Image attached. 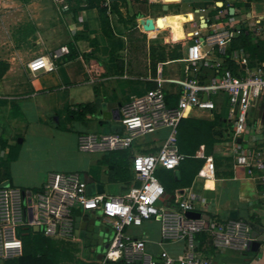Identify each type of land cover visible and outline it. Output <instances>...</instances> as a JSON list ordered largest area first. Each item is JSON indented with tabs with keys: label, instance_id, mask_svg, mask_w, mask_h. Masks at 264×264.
<instances>
[{
	"label": "crops",
	"instance_id": "0c3cea01",
	"mask_svg": "<svg viewBox=\"0 0 264 264\" xmlns=\"http://www.w3.org/2000/svg\"><path fill=\"white\" fill-rule=\"evenodd\" d=\"M160 1L167 6L175 3L178 13L156 15L145 7L146 3L159 4L161 11L165 12ZM160 1L147 0L137 4L130 0L120 1L117 9L126 22L124 25L110 10L109 0H106L107 26L103 31L97 10L87 9L73 14L70 10H63L64 5L69 9V0H0V65L7 67L0 78V162L9 148L20 145L17 159L9 164L8 186L19 189L24 199L41 191L48 176L54 173L78 174L82 181L84 175L87 176L94 185L103 188L102 194L94 192L93 195L122 196L132 186L139 185L132 170V159L135 155L156 154L169 134L167 128L137 137L127 150L84 152L77 147L78 136L91 133H80L73 125L87 126L95 121V116L104 113L109 118L108 126L99 127L93 134L121 133V107L144 96L152 90L151 87L155 89L158 79L162 80L165 97L177 99L180 87L175 82L185 78L187 48L184 38L187 32L201 28L203 24L206 27L201 29L208 30L213 25L220 27L225 21L231 24L233 17L234 27L240 28L241 34L248 35L253 47L250 54L242 47L230 50L232 41L227 45L228 62L237 66L235 76L244 77L247 71L264 67V0H240L244 8H236L238 0H222L221 7L217 6V0ZM230 8L234 10L232 15ZM134 15L137 18L132 21ZM147 18L159 19L153 31L145 32L139 25L140 19ZM171 30L177 32L172 34ZM165 32L167 35L163 34ZM63 46L69 52L72 49L77 56L69 58V53L54 60L56 69L53 72H41L36 76L29 73L26 64L30 60L48 56ZM93 50V61L97 66L91 61V72L82 55L91 54ZM235 51H242L246 56V66L234 61ZM210 53L198 75L203 83L215 74L211 67L215 61H220L223 68L229 70L226 57H219L215 49ZM173 55L176 59H172ZM210 99L214 102L213 110L190 109L184 118L212 120L217 115L223 121V125L215 128L216 143L212 153L206 156L212 159L214 176L204 180L196 175L192 184L178 193L177 201L190 190L206 202V209L199 205L195 210V213L208 217L207 221L201 220L203 227L195 233V251L202 259L211 264H264V186L258 183L257 173L249 176L246 169L234 167L232 153L234 143L241 146L247 143L250 151L262 147L264 160V96L254 102L248 114V127L255 135L234 141L226 96L219 93ZM90 103L95 106L92 115L82 122L69 120V111ZM114 107L118 109V119L111 115ZM121 151L128 152L126 159L130 172H124L123 181L118 182L113 180L116 173L108 172L107 166L100 161L105 153ZM204 164L205 161L201 168ZM91 194L90 191L87 195L93 196ZM166 197L168 199L163 198L162 205L174 209L177 201L173 196ZM73 213L74 229L76 218L95 215L111 231L97 213H87L79 208ZM229 219H241L250 225L252 235H255L253 242L259 244L256 250L250 247L243 253L219 252L213 247L209 233L211 225ZM34 233L41 234L39 230ZM126 233L142 240L145 253L152 257L164 250L172 258H177L186 249L183 240L162 239L161 223L156 217L143 221L141 226L126 228ZM46 239L67 250L73 259L76 253H82L83 257L76 259V264H101L96 260L95 250L86 248L84 240L77 235L72 241Z\"/></svg>",
	"mask_w": 264,
	"mask_h": 264
},
{
	"label": "built area",
	"instance_id": "2783aa9c",
	"mask_svg": "<svg viewBox=\"0 0 264 264\" xmlns=\"http://www.w3.org/2000/svg\"><path fill=\"white\" fill-rule=\"evenodd\" d=\"M63 10H68V7L64 5ZM212 27L209 30L198 28L185 34V78L175 82L180 87L175 106H168L162 80L158 79L155 89L121 107V133L78 136L80 151L127 150L137 137L167 128L169 134L156 154L135 155L132 159V170L139 185L132 186L122 196H88L86 183L78 174L54 173L48 176L41 191L26 199L17 188L8 185L0 187V262L22 256L23 246L18 231L24 228H37L49 239L75 240L73 212L79 208L87 213H97L113 233L101 264H211L195 251V233L202 229L203 222L184 217L186 212H195L199 205L206 209L205 200L188 190L179 198L174 209L164 207L165 191L155 173L158 168L175 170L185 159L177 150L178 125L190 109L213 110L212 95L223 93L227 98L229 118L233 123V141L255 135L248 127V114L254 102L264 96V67L237 77L224 69L220 61H215L211 65L215 74L208 82L199 81L198 75L203 62L210 57V51L215 49L219 57H224L231 39L241 34L240 28L226 21L220 27ZM190 42L194 45L190 46ZM69 53V49L63 46L48 56L35 57L26 64L27 70L33 76L53 72L56 69L54 60ZM232 58L239 65H247L242 51H235ZM244 145L246 148L234 143V167L246 169L249 176L257 173L258 183L264 186L262 147L250 151L248 144ZM197 175L204 180L213 178L214 167L210 157L205 159ZM154 217L160 220L163 240L185 242L186 249L181 256L172 258L162 250L152 257L145 253L142 240L126 233V228L141 226L143 221ZM209 233L213 247L219 252L243 253L255 240L250 225L241 219L215 222Z\"/></svg>",
	"mask_w": 264,
	"mask_h": 264
},
{
	"label": "trees",
	"instance_id": "16d2710c",
	"mask_svg": "<svg viewBox=\"0 0 264 264\" xmlns=\"http://www.w3.org/2000/svg\"><path fill=\"white\" fill-rule=\"evenodd\" d=\"M124 0H109L110 10L114 11L119 16V20L126 25L124 19H122L117 4ZM69 9L73 14L79 11L87 9H95L98 11L102 30L105 31L107 26L105 6L106 0H69ZM132 4L146 3L147 0H130ZM220 10V9H218ZM137 18L136 15L132 16V21ZM175 30H171L173 34ZM177 32V30H176ZM175 32V33H176ZM174 33V34H175ZM230 50L237 48H244L250 54L253 47L250 46L248 35L241 34L234 40H231ZM95 50V48H93ZM83 54L82 58L87 65L89 71L92 72L93 66L90 62H94V53ZM77 55L70 49V57L74 58ZM225 62L227 68L233 75L237 70V66L228 62L227 55H225ZM172 59H176V56H172ZM94 66L97 63L94 62ZM7 67L0 65V78L6 72ZM151 87L150 89H153ZM168 106H175L176 98H166ZM95 112V106L90 104L79 105L76 111H69V120L74 122H82L88 115H92ZM223 121L214 115L212 120L201 119H182L177 129V150L179 154L184 155L186 158L180 162L175 171H169L165 169H158L155 173L160 184L164 188L166 196H173L177 201L178 193L183 189L189 187L194 178L196 177L199 169L203 165L206 156L210 155L213 150V146L216 143L215 128L223 125ZM19 144H16L14 148H9L4 159L0 162V187L4 185H10L9 164L15 161L19 153ZM2 149H5V145L2 144ZM200 151H202L201 154ZM128 152H108L102 155L101 164L107 166L108 172L116 173L113 176L114 181L122 182L124 178V172H130L127 164ZM18 236L22 241L23 254L20 258L14 260H6L1 264H62L65 261L73 259L67 250L62 249L56 243L47 240L40 233H34L31 228H24L19 230ZM82 264V263H79ZM84 264V263H83ZM97 264V263H88Z\"/></svg>",
	"mask_w": 264,
	"mask_h": 264
},
{
	"label": "water",
	"instance_id": "95a60500",
	"mask_svg": "<svg viewBox=\"0 0 264 264\" xmlns=\"http://www.w3.org/2000/svg\"><path fill=\"white\" fill-rule=\"evenodd\" d=\"M222 0H217V6L221 7L222 5ZM163 10H168L167 5H163ZM233 8L229 9L230 15L233 14ZM159 21L157 19L156 21L147 18V19H140L139 20V25L142 27V29L145 32L153 31L156 28V22ZM206 27L205 24L201 26V28ZM190 46L194 45V42L189 43ZM104 110V106H102V111ZM116 115L117 119L119 118L118 116V109L117 107H114V111L111 112V115ZM110 115V117H111ZM95 121L91 122L87 126L80 125L78 123H75L73 126L76 129V131L80 133H96L97 129L100 127H106L108 126V117L106 114L101 113L99 117L95 116ZM108 133V132H107ZM20 142V140H19ZM84 183L87 185V194L90 193L93 195L94 192L97 194H102L103 193V188L100 185H94L93 182L87 178V176L84 175L83 177ZM164 199H168L166 195L164 196ZM28 204H30V200L28 199ZM30 212V210H29ZM185 218L187 220H192V221H201V220H208L207 216L200 215L195 212H186L184 214ZM29 218H30V213H29ZM75 234L79 237L80 240H84L85 247L94 249L95 254H96V260L101 261L106 249L108 248V245L112 239V231H109L107 228L104 227L100 223V220L95 216V215H84L81 217H78L75 219ZM34 231H38L37 228H34ZM252 237L254 238L255 235L253 234ZM259 246L258 243L252 242L251 244V250H256L257 247Z\"/></svg>",
	"mask_w": 264,
	"mask_h": 264
},
{
	"label": "rangeland",
	"instance_id": "374dc122",
	"mask_svg": "<svg viewBox=\"0 0 264 264\" xmlns=\"http://www.w3.org/2000/svg\"><path fill=\"white\" fill-rule=\"evenodd\" d=\"M158 1H160V0H158ZM159 3L162 4V5H166L164 2H161V1ZM184 3H186L185 0H184ZM168 6H169V10L164 12V11H161L162 8H161V5H159V4H147V3L145 4V7L147 8V10L154 11V13L156 15H163V14H166V13H169V14H171V13H178L179 10H178V8H177V6H176L175 3H171ZM237 7L238 8H244L243 2L240 1V0H238L237 3H236V8ZM242 12H245V10H242ZM234 24H235V20L232 17V19H231V25L234 26ZM163 34H166L167 35V32H165ZM79 257H83V254L80 253V252L76 253L74 259L71 262H63L62 264H76L77 263L76 262V259H79Z\"/></svg>",
	"mask_w": 264,
	"mask_h": 264
},
{
	"label": "bare ground",
	"instance_id": "6f19581e",
	"mask_svg": "<svg viewBox=\"0 0 264 264\" xmlns=\"http://www.w3.org/2000/svg\"><path fill=\"white\" fill-rule=\"evenodd\" d=\"M162 1H167V0H162Z\"/></svg>",
	"mask_w": 264,
	"mask_h": 264
}]
</instances>
